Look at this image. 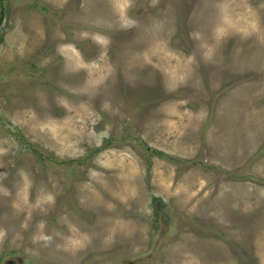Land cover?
I'll list each match as a JSON object with an SVG mask.
<instances>
[{
    "label": "rangeland",
    "instance_id": "rangeland-1",
    "mask_svg": "<svg viewBox=\"0 0 264 264\" xmlns=\"http://www.w3.org/2000/svg\"><path fill=\"white\" fill-rule=\"evenodd\" d=\"M0 264H264V0H0Z\"/></svg>",
    "mask_w": 264,
    "mask_h": 264
}]
</instances>
